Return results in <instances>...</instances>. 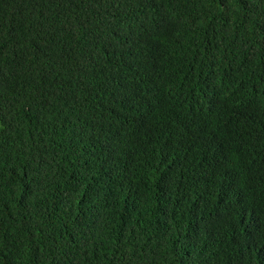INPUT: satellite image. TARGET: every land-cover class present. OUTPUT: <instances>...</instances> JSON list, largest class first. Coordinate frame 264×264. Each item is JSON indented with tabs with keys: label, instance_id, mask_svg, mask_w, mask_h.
Wrapping results in <instances>:
<instances>
[{
	"label": "trees",
	"instance_id": "obj_1",
	"mask_svg": "<svg viewBox=\"0 0 264 264\" xmlns=\"http://www.w3.org/2000/svg\"><path fill=\"white\" fill-rule=\"evenodd\" d=\"M0 264H264V0H0Z\"/></svg>",
	"mask_w": 264,
	"mask_h": 264
}]
</instances>
